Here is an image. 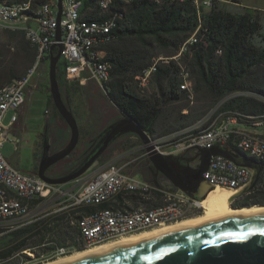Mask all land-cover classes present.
<instances>
[{
    "label": "built area",
    "instance_id": "obj_1",
    "mask_svg": "<svg viewBox=\"0 0 264 264\" xmlns=\"http://www.w3.org/2000/svg\"><path fill=\"white\" fill-rule=\"evenodd\" d=\"M136 1L138 0H105L104 11H98L99 18L86 17V20L78 18L79 9H83V0H62L60 19H58V0H53L51 5L43 8L34 7L33 15H20L18 4H13V10H6V7L0 2V28L23 29L30 44L33 47H39V57H36L34 67L0 87V188L8 186V188L19 192V195L30 196L29 205H19L1 200L0 195V227L12 229L43 217L38 216L36 211L44 207L48 201L58 200L62 195L70 201L55 209L53 213L62 210H75L85 206L95 207L90 212L84 210V216H75L74 213L66 217L69 227L77 228L80 232V237H77L76 241H82L86 247L163 226L204 212L203 200L192 198L181 189H162L143 177L129 172L128 169L134 165L138 158L126 159L122 155L113 156L76 179L75 181L80 186L71 193L63 191L62 185L45 181L36 172L21 169L2 153V148L9 140L11 128L19 120V111L26 102L28 87L32 83L34 74L46 68L45 61L50 58V47L57 42V27L60 26L62 31L61 59L64 63L66 80L69 82L78 81L81 84L92 80L106 93L107 65H112V63L106 59V52L100 48V45L105 42L107 36H113L111 32L117 24L116 16H119L117 12L112 15L110 13L113 12L112 8L117 3L131 4ZM159 1L162 3L189 2L194 8L198 20L196 32H192L190 37L181 43L175 55L154 56L150 64L135 75V83L143 91L149 86L155 75V66L168 64L174 60L178 64V84L185 88L187 99L194 101L195 95L189 85V77L192 75L186 74V65L182 62V57L186 54V46L191 39L200 41L198 32L202 28L206 13L221 8L228 9L230 6L242 7V0ZM27 3H31V0H27ZM106 14L108 16H105ZM202 29L206 30V28ZM219 106L221 105H217L215 108ZM9 111H12V114L10 122L6 124L4 118ZM210 113L199 121L197 130L183 137V142H176V138H167L165 135V137H157L158 145H155V149L162 154H178L190 148H211L215 145L231 146L232 141H240L243 145L254 147L255 156L251 159L260 164L261 161H264V132H256V137H248V130L241 127L242 124L247 123L264 128V113L244 114L237 110H227L220 122H212L210 133L200 134L201 123L210 121ZM14 144L17 149V141ZM139 150H141L140 158L148 154L143 142H141ZM253 174L254 169L251 167L240 165L222 155H214L203 176L208 185L214 188L228 189L233 193L247 186L252 181ZM138 186L154 187L159 194V202L135 197L134 188ZM162 192H169V199H162ZM125 200L134 201V208H126ZM103 204L106 206L100 208L99 206ZM47 245L55 246L56 243L51 241L26 248L11 258L17 259L21 255H27L29 258L22 264H36L76 250L70 242H67L65 246H56L51 250L45 249ZM39 247L43 248L37 251Z\"/></svg>",
    "mask_w": 264,
    "mask_h": 264
},
{
    "label": "trees",
    "instance_id": "obj_2",
    "mask_svg": "<svg viewBox=\"0 0 264 264\" xmlns=\"http://www.w3.org/2000/svg\"><path fill=\"white\" fill-rule=\"evenodd\" d=\"M32 1L41 5L48 0ZM83 3L84 20L86 17L98 19V11H104L98 5V0H83ZM112 9L111 15L115 12L119 14L116 16L117 24L111 32L113 38L100 45L106 52V59L112 63L110 79L105 85L109 100L135 119L150 135L155 132L160 120L168 121L172 116V122H167L170 129H179L197 121L200 114L193 111L184 114L181 111L188 104L184 103L185 93L178 89L176 61L159 65L152 79V93L139 89L134 80V76L148 66L154 56L160 53L175 55L181 43L192 32H196L198 20L193 6L189 2L156 3L153 0H138L131 4L117 3ZM202 28L198 32L200 41L192 39L182 57V62L192 75L195 91L207 93L212 103L225 99L220 111L264 113V45L258 44L259 39L264 41L261 11L244 9L232 12L226 8L212 10L204 15ZM5 31L13 38L20 37L21 48L27 52V56L21 65L14 59L8 63H0V87L23 75L36 58V49L22 30ZM58 77L62 90L70 98L73 86L66 80L64 69H58ZM236 92L243 93L230 96ZM175 103L179 104L178 110H170L174 107L170 106ZM47 104L62 118L50 93ZM263 191L264 189L258 190L247 196V202L264 204ZM105 206L103 204L99 207ZM93 209L94 206H85L75 210H62L16 228L0 227V264H22L29 258L27 255H21L17 259L11 257L26 248L51 241L56 245H47L46 250L65 246L67 242L76 250L87 249L82 241H76L80 232L77 228L69 227L66 217Z\"/></svg>",
    "mask_w": 264,
    "mask_h": 264
},
{
    "label": "water",
    "instance_id": "obj_3",
    "mask_svg": "<svg viewBox=\"0 0 264 264\" xmlns=\"http://www.w3.org/2000/svg\"><path fill=\"white\" fill-rule=\"evenodd\" d=\"M58 8L60 19L62 0H58ZM61 36V27L58 26L57 42L50 47L49 89L56 109L67 122L71 133L67 143L54 154H50L48 130H45L44 149L36 174L51 184L63 185L74 181L85 174L106 149L126 133L135 134L146 145L149 163L164 171L167 169L175 173L173 162L180 159V154H162L157 151L149 133L135 119L121 111V118L107 126L93 139L97 141L96 145L80 162L64 175L57 177L47 175L46 171L50 166L75 150L80 138V129L69 95L63 92L58 77L62 53ZM194 149L202 151L199 166L187 178L176 173L180 182L175 183L176 188L169 190L181 189L192 198L203 200L214 189L203 176L214 155L228 157L240 165L254 169L252 181L231 195L230 204L251 191L259 181L261 164L232 146L215 145L211 148ZM179 162L181 166H188L182 160ZM245 205L254 204L237 207ZM65 264H264V212L226 217L163 233L90 256L79 257Z\"/></svg>",
    "mask_w": 264,
    "mask_h": 264
},
{
    "label": "rangeland",
    "instance_id": "obj_4",
    "mask_svg": "<svg viewBox=\"0 0 264 264\" xmlns=\"http://www.w3.org/2000/svg\"><path fill=\"white\" fill-rule=\"evenodd\" d=\"M242 4H243L242 7L230 6L228 10L232 12H241V11H244V9H250V10L256 9V10L261 11L262 13V32L264 33V0H242ZM5 30L0 29V63H8L9 61L14 59L15 61H17L18 65H21L23 62V59H25V57L27 56L26 54L27 52L23 48H21L20 37L16 36L15 38H13L11 34ZM258 44L264 45V41L259 39ZM158 55H166V53H160ZM61 63H62V59H60L59 61L60 68H61ZM49 65H50V60H46L45 66L47 69L45 68L43 72L42 71L36 72L32 79V82H34L42 74L40 78L41 81L39 80L40 83L37 84L35 89L40 90V91H42L43 89L44 95H45L44 97L46 99H48V94L50 93V89L48 90ZM190 83L194 86V82L191 77H190ZM73 89H74L72 90L73 93L70 95V102H71V107L75 114L79 129H80V138H79L78 144L74 151H77V150L79 151L86 144L85 137H86V134H88V128L93 127L95 124L99 122L97 116H100V117L105 116V115L107 116L112 112V109L109 108V105L105 101V97L102 96L103 92H101L99 89H94L92 91L93 94L97 96L98 101L101 104V108L99 107L97 112H96L97 107H95L92 101L85 94L78 91L77 87L75 88L73 87ZM43 91L41 93H43ZM143 91L146 93H152L154 91V86L149 85ZM241 93L243 92H236V93L231 94L230 96L238 95ZM26 99H27V103H29L28 113H25L19 119V121H17L16 125L13 128H11V131L9 133V140L5 143L4 147L2 148V153L13 164L20 167L21 169L25 171H29V172H36L37 166L40 161V156L42 154L41 133L45 131L44 127L47 121V115L52 117L53 113L51 114L50 108L45 106L43 103L37 100H33V99L31 100V98L28 96V93L26 95ZM224 100L225 99H222L219 102L212 103L207 93L203 91H196L194 101H190L186 97V99L184 100V103L188 104V106L185 107V109L181 111L184 114H187L188 111H193V113L195 114H200L199 119L202 120L210 113L212 109L215 108V106L221 105ZM178 105H179L178 103H175V105L170 106V107L174 106L173 108H170V110L172 111L173 109L178 110ZM45 107L47 109H45ZM44 109L46 110L45 114H44ZM53 111L55 113V117L54 118L52 117V119L59 120L64 123V121L57 114V112L55 110ZM96 113H97V116H96ZM11 114H12V111H9L6 114L4 118V123L8 124L10 122ZM172 118L173 116L171 118L169 117L168 121L160 120L157 123L155 132L152 135L149 134L154 142H155V138L164 137L165 135L169 137L172 134L174 135V134L180 133V136L182 137L186 135L187 132L190 133L191 132L190 130L199 123L198 121H200L198 119L197 122L195 121L188 126H185L179 129H170L169 124L167 122H170ZM241 127L247 130L256 131L259 133L264 132L263 127H255L247 123L242 124ZM167 129H170V130L166 131ZM185 131L187 132L183 134ZM10 140H13L14 142L17 141L18 143L17 149H15L14 142ZM140 145H141V142L139 141V139H137L136 137H129L125 141L113 146V148L109 151V153L105 155L103 159L97 160L96 163L89 170L94 168L96 165L104 162L106 159H108L111 156L122 155L126 159L127 158L128 159L138 158L135 160L134 165L128 169L129 172H133L136 174L137 165L139 161L142 159L139 157L141 154V150H139ZM132 148L134 150H132ZM130 149L132 152L130 151ZM136 175L139 176L138 174ZM74 181L63 184L61 186V189L63 191H69L71 193L72 191L73 192L76 191L80 185L78 184V182H74ZM135 197L142 199L140 195H135ZM65 199H66V196L62 195L58 200L52 199L48 201L44 207L36 211L38 212L37 213L38 216H44V215H48L49 213H53L55 209H58L66 205V203H69L70 200H67V199L65 200ZM129 202L134 207V201L129 200ZM42 248L43 247H39L37 251H40V249Z\"/></svg>",
    "mask_w": 264,
    "mask_h": 264
},
{
    "label": "bare ground",
    "instance_id": "obj_5",
    "mask_svg": "<svg viewBox=\"0 0 264 264\" xmlns=\"http://www.w3.org/2000/svg\"><path fill=\"white\" fill-rule=\"evenodd\" d=\"M153 1H155L156 3H162L159 0H153ZM0 2H2V5L4 7H6V10H13V4H18V13L20 15H33L34 7L43 8L53 3L52 0H48L47 2L41 5L34 4L32 0H31V3H27V0L17 1V2H8V1H0ZM104 3H105V0H98V5L103 9H104ZM82 13H83V9H79L78 11L79 20H84L82 19ZM0 29L5 30V28H0ZM6 30H22L23 31V29H6ZM112 38L113 36H107V38L105 39V42L109 41ZM190 42H192V39L190 40ZM35 49H36V57H39V47H35ZM35 61H36V58H35ZM33 67H34V63L28 69H31ZM158 67L159 66H155V74L158 71ZM111 69H112V65H107V81L110 79ZM186 74L190 75V72L187 68H186ZM134 80H135V76H134ZM189 85H191V89L195 95L196 93L195 87L190 83V77H189ZM178 89L185 93V88L182 87L181 84H178ZM220 108L221 107L219 106L215 108L212 113H210V121H205L204 123H201L200 134L210 133L212 130V122H220L222 117L225 116V113H227V110L220 111L219 110ZM197 126L198 124L190 130L191 131L190 133L197 130ZM186 132L187 131H185L183 134H185ZM190 133L187 132L186 135ZM184 136L181 137L180 133H178L174 135L172 134L167 138H176V142H183ZM248 137H256V131L248 130ZM152 142L153 144L158 145V138H155V142L152 139ZM231 146L236 148L237 150H239L241 153L245 154L249 158H253V156H255V149L254 147L250 145H243L242 142L240 141H232ZM261 169H262V172H260L259 181L255 185V187L251 191L247 192L244 196L252 195L254 192L264 189V161H261ZM236 192H233V193H236ZM233 193L231 190H228V189H223L219 187L214 188L203 199V205L205 207V210L201 214L188 217L182 220H178L175 222H171L163 226H158L152 229L144 230L138 233L125 235L118 239H114V240H110V241H106L100 244L90 246L85 250H76L74 252H71L65 255H60L58 257H55V258H52V259H49L43 262H39L37 264H65L79 257L90 256V255L105 251L113 247L127 245L130 243L139 241L141 239L160 235L163 233L195 226L198 224L213 222V221L223 219L226 217L264 212V205L260 206V204L259 205H256V204L255 205H245L243 207H235L231 205L229 202V198L231 197ZM0 195H1V200H4V201H10L11 203H18L19 205H29L30 204V196L19 195V192H17L15 189L8 188V186H1ZM134 195H140L142 199L150 200L151 202H159V194L157 190L154 189V187L138 186L134 188ZM162 199H169V192H162ZM125 207L134 208L129 202V200H125ZM75 216H84V212L82 211L76 212Z\"/></svg>",
    "mask_w": 264,
    "mask_h": 264
},
{
    "label": "flooded vegetation",
    "instance_id": "obj_6",
    "mask_svg": "<svg viewBox=\"0 0 264 264\" xmlns=\"http://www.w3.org/2000/svg\"><path fill=\"white\" fill-rule=\"evenodd\" d=\"M60 68V67H59ZM61 68L64 69V63L62 61L61 63ZM63 92H65V90L63 89ZM121 118L118 117L117 119H114L113 121H110L100 132H102L107 126L111 125L112 123L116 122L118 119ZM62 120L64 121V123L62 121L59 120H51L48 119L45 123V130H48V143H49V153L50 154H54L59 148H61L62 146H64L67 141L69 140L70 137V127L68 126L67 122L65 121V119L62 117ZM98 132L96 135H93L91 137H89L86 141V146L81 149L78 153H76V151H73L69 156L63 158L62 160H60L59 162L53 164L52 166H50L46 173L49 176H53V177H57V176H61L64 175L66 172H68L70 169L66 170V171H57V169L59 167H61V165H63L64 163H66L67 161L71 160V159H76V164L78 162H80L84 156L91 150L94 148V146L96 145L97 141H94L93 139L100 133ZM44 137H45V131H43L41 133V147H42V152H43V141H44ZM129 137H136L138 138L135 134L133 133H126L122 136H120L116 141H114L107 149L106 151L99 157L98 160L103 159L105 157V155L108 154V152L112 149L111 147L115 146L116 144H119L123 141H125L127 138ZM139 139V138H138ZM93 140V141H92ZM140 140V139H139ZM141 141V140H140ZM142 142V141H141ZM200 150L197 149H187L180 154V159L182 160V162L184 164H188V166H181L179 160H176L173 162V167L175 170V173L167 170L164 171L162 169L157 168L156 166H154L153 164L149 163V158L148 155L143 156L142 159L139 161L138 165H137V173L139 176L143 177L144 179L152 182L154 185H156L157 187H160L162 189H171V188H176V184L175 183H179V179L176 176V173L181 175L182 177H189L191 174H193L194 170L197 169V167L200 164L199 161V157L201 155ZM38 168V166H37ZM57 171V172H56ZM175 180L177 182H175ZM247 196H243L239 199H237L236 201H234L231 205L237 207V206H241L243 204H250L247 202L246 200ZM236 203V204H235ZM255 205V204H254ZM259 205V204H256ZM261 206V204H260Z\"/></svg>",
    "mask_w": 264,
    "mask_h": 264
},
{
    "label": "crops",
    "instance_id": "obj_7",
    "mask_svg": "<svg viewBox=\"0 0 264 264\" xmlns=\"http://www.w3.org/2000/svg\"><path fill=\"white\" fill-rule=\"evenodd\" d=\"M44 71V70H43ZM42 71V72H43ZM41 76H42V74L40 75V77L36 80V81H34V82H32L31 84H30V86L28 87V96L31 98V100L33 99V100H37V101H39V102H41V103H43L45 106H47V107H49L48 106V104H47V99L44 97L45 95H44V91H43V89H42V91H43V93H41L42 91H40V90H36L35 88H36V86H37V84H39L40 82H39V80L41 81ZM38 82V83H37ZM69 82V81H68ZM151 83H152V81H151ZM150 83V85H152ZM69 84H70V86H73L74 88L75 87H77L78 88V91H80L81 93H83V94H85L91 101H92V103L95 105V107H97L96 108V112L98 111V109H99V107L101 108V104H100V102L98 101V98H97V96L96 95H94L93 94V90L94 89H99L101 92H103V95L102 96H104L105 97V101L107 102V104L109 105V108L110 109H112V112L109 114V115H105V116H102V117H100V116H97V113H96V116H97V118H98V123L97 124H95L93 127H91V128H88V134H86V137H85V139H86V141H87V139L89 138V137H91V136H93V135H96L98 132H100L110 121H113L114 119H117L118 117H120V115H121V110L111 101V100H109V98L106 96V93H105V91H103V90H101L99 87H98V85L94 82V81H92V80H88V81H86L85 83H83V84H81V83H79L78 81H75V82H69ZM71 91V94L73 93V91L72 90H74L73 88L72 89H70ZM28 106H29V103H27V99H26V102H25V104L21 107V109H20V111H19V119L25 114V113H28ZM50 108V107H49ZM45 109H47L46 107H45ZM44 109V114H45V110ZM54 109H52V108H50V111H51V114L53 113V115H52V117L54 118L55 117V113H54V111H53ZM52 117H50L49 115H47V120L48 119H51V120H53L52 119ZM19 121V120H18ZM85 146H86V144H85ZM84 146V147H85ZM83 147V148H84ZM82 148V149H83ZM111 148H113V147H111ZM81 150V149H80ZM79 150V151H80ZM132 150H134L133 148H132ZM78 150L76 151V153H78L79 152ZM130 151H131V149H130ZM130 151H128V152H130ZM132 152V151H131ZM109 153V152H108ZM113 156H111V157H109L108 159H106L105 161H107V160H109V159H111ZM101 160V159H100ZM104 161V162H105ZM76 159H71V160H69V161H67L66 163H64L63 165H61V167H59L58 169H57V171H66V170H68V169H71L74 165H76ZM103 163V162H102ZM101 163V164H102ZM56 171V172H57ZM136 174H138L137 172H136ZM74 182H76V181H74ZM45 250V249H44Z\"/></svg>",
    "mask_w": 264,
    "mask_h": 264
}]
</instances>
